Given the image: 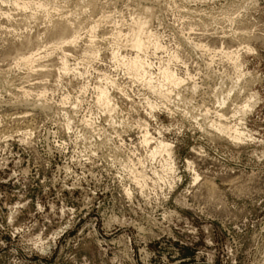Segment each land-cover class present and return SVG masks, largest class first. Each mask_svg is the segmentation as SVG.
<instances>
[{
	"label": "clouds",
	"instance_id": "1",
	"mask_svg": "<svg viewBox=\"0 0 264 264\" xmlns=\"http://www.w3.org/2000/svg\"><path fill=\"white\" fill-rule=\"evenodd\" d=\"M0 264H264V0H0Z\"/></svg>",
	"mask_w": 264,
	"mask_h": 264
}]
</instances>
